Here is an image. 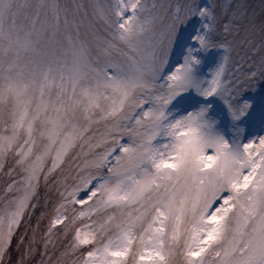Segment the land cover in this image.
<instances>
[{"label":"snow or ice","instance_id":"1","mask_svg":"<svg viewBox=\"0 0 264 264\" xmlns=\"http://www.w3.org/2000/svg\"><path fill=\"white\" fill-rule=\"evenodd\" d=\"M0 264H264V0H0Z\"/></svg>","mask_w":264,"mask_h":264}]
</instances>
